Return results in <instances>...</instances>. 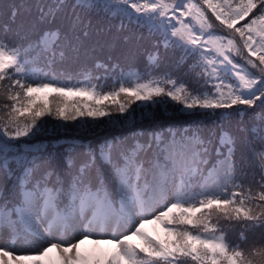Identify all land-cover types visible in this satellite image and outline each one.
Returning <instances> with one entry per match:
<instances>
[{"label": "snow or ice", "instance_id": "obj_1", "mask_svg": "<svg viewBox=\"0 0 264 264\" xmlns=\"http://www.w3.org/2000/svg\"><path fill=\"white\" fill-rule=\"evenodd\" d=\"M0 264H264V0H0Z\"/></svg>", "mask_w": 264, "mask_h": 264}]
</instances>
